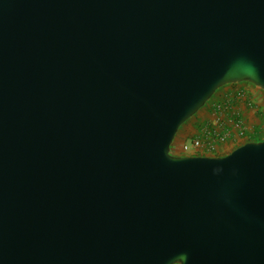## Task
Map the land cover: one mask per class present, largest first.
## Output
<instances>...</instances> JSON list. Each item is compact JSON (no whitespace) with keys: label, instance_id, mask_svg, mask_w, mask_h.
<instances>
[{"label":"water","instance_id":"water-1","mask_svg":"<svg viewBox=\"0 0 264 264\" xmlns=\"http://www.w3.org/2000/svg\"><path fill=\"white\" fill-rule=\"evenodd\" d=\"M240 81L264 0H0V264H264V132L170 152Z\"/></svg>","mask_w":264,"mask_h":264},{"label":"crops","instance_id":"crops-1","mask_svg":"<svg viewBox=\"0 0 264 264\" xmlns=\"http://www.w3.org/2000/svg\"><path fill=\"white\" fill-rule=\"evenodd\" d=\"M249 91L256 93L241 83L228 86L220 92L219 100L224 103L217 104L218 108L209 104L197 114V119L182 129L179 126L177 142L187 140L190 134L203 142L199 152L186 154L223 155L247 140H258L256 136L264 132V99L248 100L246 97H255ZM242 130L252 135L243 138Z\"/></svg>","mask_w":264,"mask_h":264},{"label":"rangeland","instance_id":"rangeland-1","mask_svg":"<svg viewBox=\"0 0 264 264\" xmlns=\"http://www.w3.org/2000/svg\"><path fill=\"white\" fill-rule=\"evenodd\" d=\"M238 83H241L242 84V87L245 86V87H248L249 90L252 88L253 90L256 91V93H252L250 92L251 95L254 94V98H251V97H246L248 100H256V101H262L264 99V89H261L259 87H256L255 85L247 82V81H240ZM237 82L235 83H226V84H223L222 86L218 87L215 92L212 94V96L204 103V105L202 107H200L192 116H190L188 119H186L181 125H180V129H182L183 127H185L186 125H188L190 122H192V120H195L197 119V114L200 113L201 111H203L207 106H209V104H213L214 107L217 106V104H220L221 103H224V101H220V92L222 90H224L225 88H228V86H231V85H234L236 86V84H238ZM248 91V90H247ZM261 95V96H259ZM242 134L241 136L243 138H246L247 136H250L252 135L251 133L248 134V132L246 131L244 133V130H242ZM178 133V132H177ZM176 133V134H177ZM263 133V132H262ZM175 134L172 143L170 145V152L173 153V154H176V155H180V154H186L185 152H183L181 150V143L184 142V141H180V142H177V139H178V136ZM262 135L260 134V136H256L258 139L261 137ZM191 134L189 135V138H187L188 141H190L191 139ZM243 140V139H242Z\"/></svg>","mask_w":264,"mask_h":264},{"label":"built area","instance_id":"built-area-1","mask_svg":"<svg viewBox=\"0 0 264 264\" xmlns=\"http://www.w3.org/2000/svg\"><path fill=\"white\" fill-rule=\"evenodd\" d=\"M219 106L217 105V108ZM202 140L198 137H193L190 139V141L185 140L181 143V150L185 153H189L190 151L199 152L201 146H202Z\"/></svg>","mask_w":264,"mask_h":264},{"label":"trees","instance_id":"trees-1","mask_svg":"<svg viewBox=\"0 0 264 264\" xmlns=\"http://www.w3.org/2000/svg\"><path fill=\"white\" fill-rule=\"evenodd\" d=\"M258 139V138H257Z\"/></svg>","mask_w":264,"mask_h":264}]
</instances>
